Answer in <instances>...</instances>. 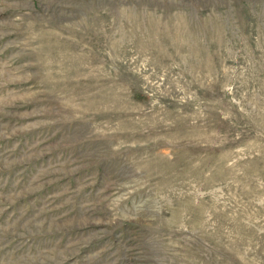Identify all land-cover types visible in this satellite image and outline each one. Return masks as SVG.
I'll return each instance as SVG.
<instances>
[{
    "label": "rangeland",
    "instance_id": "rangeland-1",
    "mask_svg": "<svg viewBox=\"0 0 264 264\" xmlns=\"http://www.w3.org/2000/svg\"><path fill=\"white\" fill-rule=\"evenodd\" d=\"M0 264H264V0H0Z\"/></svg>",
    "mask_w": 264,
    "mask_h": 264
}]
</instances>
